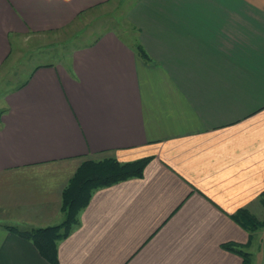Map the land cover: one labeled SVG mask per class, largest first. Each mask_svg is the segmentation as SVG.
I'll use <instances>...</instances> for the list:
<instances>
[{"label": "crops", "instance_id": "obj_1", "mask_svg": "<svg viewBox=\"0 0 264 264\" xmlns=\"http://www.w3.org/2000/svg\"><path fill=\"white\" fill-rule=\"evenodd\" d=\"M116 3L0 0V71L30 36ZM124 21L132 43L106 31L4 96L0 264H49L5 227L61 224L77 168L107 158L150 161L92 194L58 264H243L226 245L252 256L261 230L233 217L264 220V0H136Z\"/></svg>", "mask_w": 264, "mask_h": 264}, {"label": "trees", "instance_id": "obj_2", "mask_svg": "<svg viewBox=\"0 0 264 264\" xmlns=\"http://www.w3.org/2000/svg\"><path fill=\"white\" fill-rule=\"evenodd\" d=\"M134 50L141 58L147 57L138 43L134 45ZM149 161L150 159H141L120 163L114 158L99 161L87 160L77 168L62 191L60 211L64 215V219L61 224L24 231L12 226H6L5 229L30 241L39 255L49 264H58L57 244L66 239L78 225L79 214L89 204L92 194L98 189L133 178H140ZM262 203L264 205L263 199ZM233 219L249 233L264 229V220L258 221L244 209L236 213ZM223 247L242 257L243 264H249V254L244 252L242 248H235L233 245Z\"/></svg>", "mask_w": 264, "mask_h": 264}, {"label": "rangeland", "instance_id": "obj_3", "mask_svg": "<svg viewBox=\"0 0 264 264\" xmlns=\"http://www.w3.org/2000/svg\"><path fill=\"white\" fill-rule=\"evenodd\" d=\"M117 1L107 11L101 8L81 15L65 29L30 36L18 54L14 49L9 63L0 71V109L4 107V96L25 81L35 67L66 62L72 50L90 44L102 33L115 31L132 43L135 35L124 21V14L136 0ZM255 241L249 264H264V230Z\"/></svg>", "mask_w": 264, "mask_h": 264}]
</instances>
